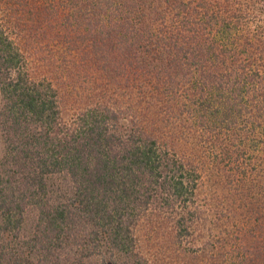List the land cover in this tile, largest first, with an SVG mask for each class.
Returning a JSON list of instances; mask_svg holds the SVG:
<instances>
[{"label":"trees","instance_id":"obj_1","mask_svg":"<svg viewBox=\"0 0 264 264\" xmlns=\"http://www.w3.org/2000/svg\"><path fill=\"white\" fill-rule=\"evenodd\" d=\"M0 264H264V0H0Z\"/></svg>","mask_w":264,"mask_h":264},{"label":"rangeland","instance_id":"obj_2","mask_svg":"<svg viewBox=\"0 0 264 264\" xmlns=\"http://www.w3.org/2000/svg\"><path fill=\"white\" fill-rule=\"evenodd\" d=\"M67 110H69V112L72 113V109H67Z\"/></svg>","mask_w":264,"mask_h":264}]
</instances>
